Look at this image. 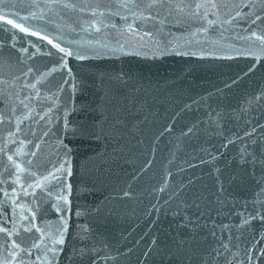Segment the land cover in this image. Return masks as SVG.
Listing matches in <instances>:
<instances>
[{
	"label": "water",
	"instance_id": "water-1",
	"mask_svg": "<svg viewBox=\"0 0 264 264\" xmlns=\"http://www.w3.org/2000/svg\"><path fill=\"white\" fill-rule=\"evenodd\" d=\"M142 2L146 0H61V4L103 5L95 19L103 20L105 26L98 25L97 32L85 23L93 18L92 13L79 7L52 9L43 7L47 0H5V12H35L37 18L29 23L46 25L49 34L62 35L85 48L92 41L91 47L98 51L90 53L87 60L69 58L72 72L68 75L67 69L61 70L67 84L54 105L44 98L52 84L64 83L59 71L37 86L39 97L32 93L34 102L40 103L37 112L53 108L59 117L56 123L61 139L71 149L68 163L72 175H64V182L72 185L64 214L68 231L55 264H91L93 260L97 264H208V253L215 257L212 250L216 248L223 253L221 244L229 241L238 246L231 248L234 253H242L245 243L251 241L258 246L254 264H264V256L259 255V248H264L260 239L264 226L259 218L241 225V219H247L245 202L250 210L253 201H264L259 167L253 173L251 165L241 161L242 148L252 146L245 132L255 128L258 140L264 131L257 128V124L264 126V61L199 54L201 49L207 52L221 44L236 46L235 34L243 32L231 23L221 26L215 9L201 7V13L207 10L209 14L198 18L187 7L183 11L165 8L143 20L133 18L122 6ZM214 2L218 0H164L165 4L185 6ZM222 2L231 5L241 0ZM227 11L231 12V7ZM122 16L133 25L131 30ZM81 26L85 30L81 31ZM11 31L10 26L9 33L0 31V113L11 117L14 130L16 119L5 98L9 94H19L20 100L29 96L31 89L21 90L25 83L21 72L31 65L44 71L45 66L51 67V58L28 44L38 37L18 29L13 48ZM41 44L43 50L51 48L46 41ZM21 47L28 52L21 53ZM253 63L256 67L248 72ZM241 70L247 75L232 85ZM20 100L13 95L16 117L24 112ZM102 101L103 107L97 111ZM65 119L69 122L66 133ZM85 119L99 121L98 138L72 134ZM28 123L24 120L21 124L25 131ZM8 128V121L0 123V140ZM28 137L32 139L33 134L29 132ZM58 147L53 136L38 157L19 159H32L33 170L42 172L49 159L56 160ZM27 151L25 145L23 152ZM60 155L63 158L62 152ZM2 162L0 157V167ZM221 184L224 191L218 196ZM58 220L50 204L38 212V224ZM85 245L93 249L87 257L73 254V249L79 251ZM219 264H224L223 259Z\"/></svg>",
	"mask_w": 264,
	"mask_h": 264
},
{
	"label": "snow or ice",
	"instance_id": "snow-or-ice-1",
	"mask_svg": "<svg viewBox=\"0 0 264 264\" xmlns=\"http://www.w3.org/2000/svg\"><path fill=\"white\" fill-rule=\"evenodd\" d=\"M29 7H38L39 5L29 4ZM79 7L81 11H90L93 18L86 21L89 28L100 31V27L105 26L103 20L95 19L96 13L103 5L96 4L93 6L88 3L76 4H61V0H47V3L43 5L45 8L55 9L57 7ZM124 8L129 9L133 18H141L147 20L152 18V13L155 11L159 15V11L168 8L172 11L173 8L177 11H183L187 7L190 14L193 17L203 18L208 16V11L200 12L201 7L205 9H215V14L221 24V26L231 23L243 28V32H237L235 39L238 41V45H219L207 52L204 49L200 50V55L211 54L215 58H223L231 60L235 57L250 58L251 60L264 61V0H260L257 4L256 0H241L239 3H233L228 5L223 3L222 0L218 2L201 5L199 3L194 5H173L165 4L164 0H146V2L136 4H124ZM8 7L5 0H0V31L5 34L9 33V26L11 27V43L12 47H16L17 34L16 29L20 33H26L30 36L38 37V41L28 40V44L31 48L36 49L37 53H41L50 59L51 67L45 66L44 71L31 65L27 68V71L21 72V77L24 78L25 83L21 86V90L31 89L29 96H25L23 100H20L19 94H9L5 100V105H12L11 113L12 117L16 119L15 129L11 127V117L5 113H0V123L5 121L9 122V128L7 134L0 140V157L3 158L2 167H0V264H55L57 256L63 251V247L66 243L65 234L68 231L67 221L64 219L65 207L70 203L69 196L72 190L71 184L64 182L65 172L68 176L72 175L71 165L68 163V155L71 151L70 147L63 142L60 136V129L56 121L59 117H56L53 108L48 107L44 112H37L35 109L40 107V103L34 102L32 93L36 94V97L40 96L38 85L43 83L44 79L48 75H52L59 71L60 79L64 80V83L57 81L52 84L49 91V96L44 99H50L55 104V100L64 91L67 84L63 69L68 70V75H71V68L69 67L70 59L74 58L78 61L90 59V53L98 54L97 49L91 47L92 41H88L89 47L85 48L77 44L76 41L66 40L62 35L49 34L47 26L41 27L39 24L29 23L30 19H36L37 14L30 12L27 15H20L19 11L5 12L4 8ZM13 8L16 5H12ZM23 6L21 5V8ZM109 9L111 6H108ZM231 7V12L227 9ZM195 11H191V9ZM247 11H244V9ZM224 10V11H222ZM144 12H148L147 17L144 16ZM119 15V12L115 13ZM103 15V13H101ZM224 15L226 18L220 20L219 17ZM42 19V17H40ZM127 24L126 17H121ZM100 25V27H98ZM113 28L117 25L113 24ZM129 30L133 25L127 24ZM81 26V31H83ZM203 30V29H201ZM151 35V33H147ZM21 40L23 37L20 38ZM46 41L48 45H51L50 49L43 50L41 42ZM103 48H107L108 45H102ZM123 48V45H119ZM52 49L56 51L53 52ZM21 53L28 52L27 48L21 47L19 49ZM180 54V53H177ZM189 54V53H184ZM192 55L197 53L193 52ZM36 55V53H33ZM11 59V57H8ZM256 67V64H251L248 67V72H251ZM246 76L241 70V74L236 76V79L231 81L232 85H235L241 76ZM14 79L19 80V77ZM55 79V76H53ZM32 82H29V81ZM75 80V77H73ZM230 87V85H225ZM75 90V85H73ZM13 95L15 100H20V103L24 105V112L19 116H15L16 105L13 101ZM103 107V101L98 106L97 111ZM67 103H65V113H67ZM58 111V109L56 110ZM39 117V120L36 117ZM100 116H103V112L100 111ZM24 120L29 121L27 131L21 126ZM68 120H64V131L67 132ZM99 121L89 122L87 119L81 124H78L72 131L73 135L79 134L83 137L98 138L97 132ZM257 128L264 129V126L257 124ZM102 131V129H101ZM192 129H189L191 132ZM33 134L32 139H29L28 133ZM256 129H252L251 132H245V136L251 140L252 146H244L242 148L241 161L244 165H251L253 173L257 166L261 172V180L264 181V131L261 132L260 138H255ZM39 133H42L40 135ZM56 138V143L59 145L55 155L56 160H48V165L44 167L43 171H34V161L32 159H19L21 156L25 158L38 157L43 150L44 145H47L52 137ZM23 137V138H21ZM43 141V144L41 143ZM9 144L17 145L15 149L9 148ZM27 145L29 151L23 152V149ZM61 152L63 158H61ZM251 157V159H246ZM7 177L3 179L2 177ZM31 181L30 183L28 181ZM54 182V183H53ZM9 188L11 189L9 191ZM224 191L223 184L220 185L219 196ZM127 195V193H125ZM261 196H264V189L261 190ZM30 198V199H26ZM50 204L51 208L59 215V220L56 223H42L38 224V212L42 210V206ZM248 202H245L247 219H241V225L247 226L251 222H254L259 218L261 225L264 226V201L255 200L252 203L250 210H247ZM9 208L11 212L9 214ZM19 210V211H18ZM77 215H80L79 211ZM222 227H229L223 225ZM237 230L240 227L237 226ZM264 232V227H262ZM39 233L37 237L35 234ZM214 235V233H213ZM255 239V237H254ZM261 240H264V235L260 236ZM224 249L222 253L220 248L213 249L215 257L208 253V264H212L213 261L219 264V260L223 259L224 264H254V260L257 258V245H254L251 241L245 243L242 253L231 252V248L238 247L232 245L231 241L228 244H221ZM93 251L87 245L82 247L79 251L73 249V254L80 257H87L88 253ZM35 253V259L33 254ZM43 253V255H41ZM259 255L264 256V248H259ZM242 257V258H241ZM99 258V257H97ZM82 264L84 262L82 261ZM91 264H97L95 260Z\"/></svg>",
	"mask_w": 264,
	"mask_h": 264
}]
</instances>
